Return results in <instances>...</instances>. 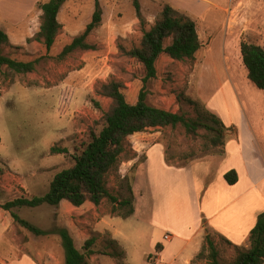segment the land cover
Returning <instances> with one entry per match:
<instances>
[{
    "label": "rangeland",
    "instance_id": "374dc122",
    "mask_svg": "<svg viewBox=\"0 0 264 264\" xmlns=\"http://www.w3.org/2000/svg\"><path fill=\"white\" fill-rule=\"evenodd\" d=\"M34 1L0 0V18L22 21L32 12ZM98 1L102 19L87 37L95 50H75L58 58L62 47L91 21L95 0H66L62 4L58 14L61 27L49 50L34 40L28 41L27 48L9 44L3 48L4 54L13 58H39V62L31 73L17 74L8 68L0 73V204L44 194L55 174L73 164L75 146L109 107L110 99L96 90L111 79L124 84L130 103L136 102L143 89L148 103L166 110L194 119L207 111L215 114L226 127V141L241 136L242 142H247L252 128L255 144L264 154V90L248 79L240 53L242 41L264 49V0ZM134 1L139 4L143 25ZM166 5L195 21L201 46L190 60L161 54L156 78L143 86L142 65L124 55L120 47L129 50L138 46L143 29L154 24ZM39 23L29 24L30 34ZM230 121L233 124L228 126ZM213 134L199 127L191 137L178 126L128 136L126 151L106 176L110 192L119 201H130L115 211L107 200L99 205L87 202L80 208L63 200L61 206L43 204L12 211L45 230L66 227L78 248L94 237V248L111 251V241L117 239L123 256L94 254L89 257L91 264H152L148 261L158 254V264H185L195 248L185 246L175 235L171 241L164 240L166 229L151 223L180 230L187 218L192 220L197 214L194 208L184 207L182 188H187L188 175L182 185L174 184L180 178L165 173L159 163L160 149L164 147L169 164L185 165L221 153L222 146L211 141ZM52 146L67 152L52 154ZM262 185L264 192V182ZM130 208L134 214H128ZM207 231L216 244L219 261L231 264L236 248ZM158 243L163 244V251L156 250ZM201 245L190 264H211L205 238ZM64 258L58 234L36 236L16 222L10 211L0 208V264H64Z\"/></svg>",
    "mask_w": 264,
    "mask_h": 264
},
{
    "label": "trees",
    "instance_id": "16d2710c",
    "mask_svg": "<svg viewBox=\"0 0 264 264\" xmlns=\"http://www.w3.org/2000/svg\"><path fill=\"white\" fill-rule=\"evenodd\" d=\"M65 1L47 0L38 3L41 15L34 40L42 43L47 50L52 47L59 33L61 25L58 21V14ZM134 6L136 15L143 25L144 19L137 1H134ZM176 13L166 5L154 24L148 30L143 29L138 46L129 50L120 47L124 55L135 59L142 65L144 70V75L141 78L143 86L149 80L156 78V61L161 54H166L173 60H190L194 58L201 46L195 21L183 14ZM101 19L102 8L99 1L95 0L91 21L82 33L74 36L69 43L62 47L58 58L63 59L75 50H95L96 45L89 42L87 37L100 24ZM7 44H9L8 36L0 29V73L4 68L17 74L31 73L36 69L39 58L29 61L13 58L3 52V48ZM240 53L248 79L257 88L264 90V49L259 45L242 41ZM96 93L109 98L110 104L100 119L88 127L85 139L75 146L74 153H72L73 164L55 174L44 194L32 197L20 196L0 204V208L10 211L12 218L34 235L58 234L65 252L64 264H91L89 257L94 254L121 257L123 251L114 239L111 241L113 246L111 251L106 249L99 251L94 248V237L87 238L78 248L66 227L42 229L21 218L12 211L14 208H34L43 204L58 206L62 200L68 201L74 207H80L86 202L99 205L103 200H107L113 204L112 211L118 207L129 205V200L119 201L110 192L106 176L126 151L128 136L136 132L179 126L186 135L195 137L199 127H204L214 132L211 139L214 145L223 147L225 144L223 133L226 127L218 116L209 111L200 119L188 117L185 113L172 112L148 103L143 89H141L136 102L130 103L124 94V84L115 79L102 83ZM50 152L52 154L64 153L67 152V149L52 146ZM224 178L229 184H234L237 181V173L234 169L229 170L224 174ZM132 213L133 208H130L128 214ZM249 240V248L235 246L236 255L231 264H263L264 211L257 215L256 223L250 231ZM205 242L209 249L211 264H223L218 259V249L209 234L205 235ZM161 248L162 245L158 243L156 250L160 251Z\"/></svg>",
    "mask_w": 264,
    "mask_h": 264
},
{
    "label": "crops",
    "instance_id": "0c3cea01",
    "mask_svg": "<svg viewBox=\"0 0 264 264\" xmlns=\"http://www.w3.org/2000/svg\"><path fill=\"white\" fill-rule=\"evenodd\" d=\"M39 2L42 1L35 0L32 3V12L22 21L8 17L0 18V23L5 24L4 26L0 25V29L6 32L10 46L27 48L30 45L28 41L34 40L39 27L33 29L34 34H30L29 24L33 21L40 22L41 10L36 6ZM34 42L39 43L36 40ZM230 124L233 122L227 123L228 126ZM138 133L142 132L134 134ZM252 134L254 132L251 128L247 142H242L241 136L225 140L220 154L209 155L185 165L169 164L165 158L164 147L161 146L159 163L163 165L166 174L172 175L174 179L180 178L174 184L182 185L183 177L188 175L187 188L184 189V186L182 188L184 207L186 209L194 208L197 214L192 220L187 218L183 225L185 227L179 228L180 230L158 222L155 224L151 220L150 222L158 228L166 229L165 234L169 233L170 235L167 240L171 241L175 235L185 246L190 245L195 248L191 256L184 260L185 264H190L200 251L201 242L205 235L209 234L207 229L229 241L234 247H250V231L256 223L257 215L264 211V192L261 190L263 185L260 186L264 182V170H262L264 169V154L261 148L256 146ZM151 146L145 149L144 155ZM232 169L237 173V181L234 184H229L225 180L224 174ZM65 205L68 204L65 203ZM185 214L188 216V212ZM161 245V251H163V244ZM160 260L161 256L158 254L148 262L158 264Z\"/></svg>",
    "mask_w": 264,
    "mask_h": 264
},
{
    "label": "built area",
    "instance_id": "2783aa9c",
    "mask_svg": "<svg viewBox=\"0 0 264 264\" xmlns=\"http://www.w3.org/2000/svg\"><path fill=\"white\" fill-rule=\"evenodd\" d=\"M170 238V235H169V233H166L165 235H164V239H169Z\"/></svg>",
    "mask_w": 264,
    "mask_h": 264
}]
</instances>
